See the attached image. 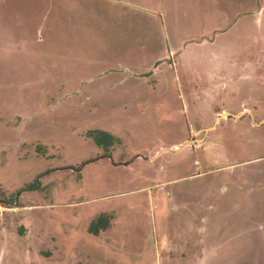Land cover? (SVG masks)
I'll return each mask as SVG.
<instances>
[{
    "label": "rangeland",
    "instance_id": "rangeland-1",
    "mask_svg": "<svg viewBox=\"0 0 264 264\" xmlns=\"http://www.w3.org/2000/svg\"><path fill=\"white\" fill-rule=\"evenodd\" d=\"M121 1L0 0V264H264V0ZM91 130L120 160L207 136L130 181Z\"/></svg>",
    "mask_w": 264,
    "mask_h": 264
},
{
    "label": "crops",
    "instance_id": "crops-1",
    "mask_svg": "<svg viewBox=\"0 0 264 264\" xmlns=\"http://www.w3.org/2000/svg\"><path fill=\"white\" fill-rule=\"evenodd\" d=\"M112 2H114V3H118V4H121V3H123L121 0H111ZM103 6V5H102ZM171 57V56H170ZM170 57L168 56V57H165V59L164 58H161L160 59V61H165V62H162L161 63V65L163 66V67H166V65L168 66V67H171V65H172V63H171V59H170ZM158 59V58H157ZM157 59H155L153 62L151 61V63L149 64V66L148 65H145L144 67H141V69H140V67L139 66H141V65H137L136 66V70L137 71H139V70H141V72L140 73H138V74H145L146 76H144L145 77V79H146V81H151V80H153V81H155V84L156 83H159V82H157V81H159V74H161V73H159V70L160 69H158V64L160 63L159 61H157ZM164 59V60H163ZM128 66L127 65H125L124 66V70H126L128 73H131V72H133L132 74L133 75H136L137 74V72H135L134 71V69H131V71H128V68H127ZM162 67V68H163ZM156 70V71H155ZM118 71V69H115V68H109L108 70H101V71H99L98 73L99 74H101V75H103V74H105V73H113V74H116V72ZM123 71H121V73H122ZM147 73V74H146ZM119 74V73H118ZM137 74V76H140V75H138ZM91 75H93V74H91ZM91 75H89L88 76V78L89 77H91ZM153 76V77H151L150 79H147V78H149V76ZM95 77V76H94ZM86 79V78H85ZM139 79H141V77L139 78ZM83 80V79H82ZM117 80L115 79L114 80V82H116ZM84 82H87V81H85V80H83V81H81V83L84 85ZM140 83H142L141 81H140ZM143 83H145V82H143ZM81 84V85H82ZM151 87H154V85L153 86H151ZM109 128V127H108ZM106 130H110L111 132H112V129H106ZM109 133V132H107V133H109L111 136H113V137H115V138H120L118 141H119V143L117 142V141H115V143L114 144H112V145H110L111 146V148H110V151H108V154H102V151L100 150V149H98L97 150V156H95V158H93L91 161H88L87 163H85L84 165L86 166V165H93L94 163H96V164H94V165H100L101 167L102 166H108L109 168H111L112 169V167H116V165L117 164H121L120 166L122 167V168H124V169H127V170H129L130 172H131V174H132V176L131 177H129L127 180H139V179H142V178H147V177H149L150 175H151V173H153V172H155L156 170H159V169H161L162 170V168H165V167H162V166H159V168L157 169V167H152V166H150V165H174V164H176V162L177 161H184V160H189L190 158H194L195 157V150H196V148H198V147H201V146H203V145H205L206 144V136H207V133H206V135L204 136L203 135V137H204V140L203 141H199V143H198V145H196L195 147H193V146H191V142H188V141H186L185 143H178V142H175V143H173V144H171V145H169V146H165V149H162V150H160V151H158L160 148H161V146L160 147H157L156 148V150H155V152L154 153H152V154H150V155H147V156H145V155H139V153H134L130 158H127L126 160H120V156L118 157V159H115L114 158V155L116 154V151H117V149L119 150V148H122V146H124V141H123V138L122 137H119L117 134H113V133ZM114 133H116V131L114 132ZM193 136H195L194 135V132H190L189 131V133L187 134V137L186 138H191V137H193ZM189 143V144H188ZM95 147L96 148H99V145H95ZM164 148V147H163ZM165 153H171V154H173V156L172 157H168V160H163V161H161L160 163H157L158 162V160H159V158H161V156L163 155V154H165ZM175 153L177 154V153H182L181 155H182V157H180L179 158V160H177V158L175 157ZM123 154V153H122ZM121 154V155H122ZM184 154V155H183ZM134 156V157H133ZM187 156H190L189 158H186ZM138 158H140V160L138 159ZM141 159H143V160H145V161H152V162H144L143 160H141ZM130 160V161H129ZM123 161H124V163L125 164H122L123 163ZM127 161H129L128 163H127ZM156 162V163H155ZM101 163V164H100ZM196 163V162H195ZM107 164H109V165H107ZM194 164V163H193ZM132 165H143L142 167H140V168H138V167H136V168H134V167H132ZM146 165V166H145ZM195 165V164H194ZM58 166H65V165H58ZM57 166V167H58ZM87 167V166H86ZM85 168V167H84ZM116 170V169H115ZM134 176V177H133ZM82 178H84V173H83V177ZM83 182H84V179H83ZM164 182H166V181H162V180H157V181H155L153 184L154 185H157V186H159V185H162ZM130 185H133V186H136V185H140V184H137V183H132V184H130ZM142 185H144V184H142ZM133 186H129V187H127V194H129V195H135V194H133L134 192L133 191H135V190H132L131 188L133 187ZM148 186V185H147ZM132 191H131V190ZM130 190V191H129ZM139 202H140V198L139 197H137V195L136 196H134V200L129 204V205H126V206H128L129 208H126L127 210H128V212L129 211H134L135 210V207H138V205H139ZM108 204H109V206L110 207H112V206H114V207H116L117 206V208L119 207V205H113L111 202H109L108 201ZM115 209V208H114ZM98 212H100L99 210H98ZM101 212H104V211H101ZM125 212H127V211H125ZM224 212V211H223ZM221 213V212H218L217 214H216V216L217 217H223V216H226L224 213ZM120 211H118V213H117V215H115L114 216V218H112L111 219V221H110V223H109V225L104 229V230H100L99 231V235H95V236H92L91 234V236L92 237H95L96 238V240L98 241V242H100V243H102L103 244V246H111L113 249L117 246V245H124V247H127L128 246V241H129V236L127 237V239H124V237H122V238H115L116 236H110L109 234L110 233H115V231L117 230V228H116V223L118 224L119 222V220L121 221L122 219L120 218ZM209 216V215H208ZM206 218H207V216H205ZM204 217V218H205ZM209 218H211V217H209ZM209 218H207V219H209ZM220 218V219H221ZM115 225V226H114ZM114 227H115V229H114ZM72 229H73V227H72ZM75 230H76V228H75ZM115 230V231H114ZM155 230L156 231H160L161 232V234H162V228H155ZM78 231H79V229H77V233H78ZM108 231H110L109 232V234H105V235H102V234H104V233H108ZM113 231V232H112ZM123 232V230H121V233ZM76 233V234H77ZM126 233V232H125ZM124 233V234H125ZM160 234V235H161ZM159 239H161V237L160 238H155L154 237V235H153V243H154V245L156 246V242H157V245H159V246H161V245H163V243H162V241H159ZM106 240H108L109 242H106ZM152 243V244H153ZM166 243L168 244L169 243V241L167 240L166 241ZM123 246H122V248H124ZM143 248H144V245L142 246ZM125 250H129V248L128 249H125Z\"/></svg>",
    "mask_w": 264,
    "mask_h": 264
},
{
    "label": "trees",
    "instance_id": "trees-1",
    "mask_svg": "<svg viewBox=\"0 0 264 264\" xmlns=\"http://www.w3.org/2000/svg\"><path fill=\"white\" fill-rule=\"evenodd\" d=\"M91 132L94 133H99V135L95 136L96 134H94V139L96 141L97 144H101L104 143L109 137H111V135L107 132H102L101 130H91ZM103 138L105 139V141L103 140ZM107 221L106 218L104 220H100V222H97L96 224H91L89 226V229L91 231H97L98 227H105V225H107Z\"/></svg>",
    "mask_w": 264,
    "mask_h": 264
}]
</instances>
